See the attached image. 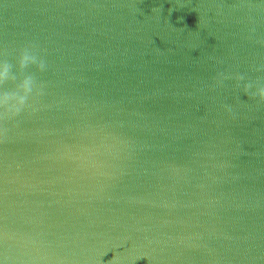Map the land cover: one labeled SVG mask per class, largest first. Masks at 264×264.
I'll return each instance as SVG.
<instances>
[{
	"label": "water",
	"instance_id": "water-1",
	"mask_svg": "<svg viewBox=\"0 0 264 264\" xmlns=\"http://www.w3.org/2000/svg\"><path fill=\"white\" fill-rule=\"evenodd\" d=\"M0 264H264V0H0Z\"/></svg>",
	"mask_w": 264,
	"mask_h": 264
}]
</instances>
